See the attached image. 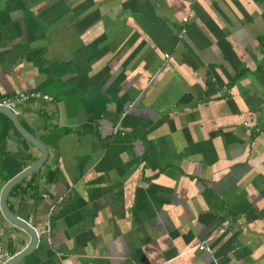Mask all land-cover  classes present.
I'll list each match as a JSON object with an SVG mask.
<instances>
[{
	"label": "crops",
	"instance_id": "obj_1",
	"mask_svg": "<svg viewBox=\"0 0 264 264\" xmlns=\"http://www.w3.org/2000/svg\"><path fill=\"white\" fill-rule=\"evenodd\" d=\"M22 91L51 100L18 108L48 156L7 195L15 264H264V0H0ZM39 155L0 113V192Z\"/></svg>",
	"mask_w": 264,
	"mask_h": 264
},
{
	"label": "water",
	"instance_id": "obj_2",
	"mask_svg": "<svg viewBox=\"0 0 264 264\" xmlns=\"http://www.w3.org/2000/svg\"><path fill=\"white\" fill-rule=\"evenodd\" d=\"M0 113L5 115L11 122V124L17 129V131L25 138L33 147L40 153L38 160L29 165L2 188L0 192V209L3 215L14 225L24 229L31 236L30 244L20 252L12 255L4 264H15L17 261L30 254L38 243V231L26 220L14 215L7 206V195L14 185L22 181V179L28 177L32 173L38 171L44 164L48 156V150L45 143L31 134L20 122L18 113H15L7 107L0 106Z\"/></svg>",
	"mask_w": 264,
	"mask_h": 264
},
{
	"label": "built area",
	"instance_id": "obj_3",
	"mask_svg": "<svg viewBox=\"0 0 264 264\" xmlns=\"http://www.w3.org/2000/svg\"><path fill=\"white\" fill-rule=\"evenodd\" d=\"M184 32L185 29L183 28L181 34H183ZM165 57L167 58L168 55H165ZM39 100L49 101L51 100V97L39 91H22L12 96L2 97V99H0V106L7 107L15 113H18V108L20 106L30 103L32 101L33 104L36 101L38 102ZM46 231L48 232V229ZM198 248L205 249L210 252V248L205 243H200L198 245ZM10 257L11 255L0 246V264H4Z\"/></svg>",
	"mask_w": 264,
	"mask_h": 264
}]
</instances>
